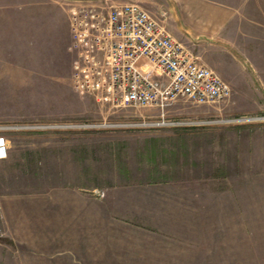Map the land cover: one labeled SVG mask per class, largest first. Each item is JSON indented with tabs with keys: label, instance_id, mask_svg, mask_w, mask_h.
<instances>
[{
	"label": "crops",
	"instance_id": "crops-1",
	"mask_svg": "<svg viewBox=\"0 0 264 264\" xmlns=\"http://www.w3.org/2000/svg\"><path fill=\"white\" fill-rule=\"evenodd\" d=\"M62 1L0 0L1 122L85 112ZM142 2L176 38L217 56L236 108L238 88H264V0ZM179 130L199 131L197 148L182 138L157 157L91 128L0 130V264H264V174L229 173L226 129Z\"/></svg>",
	"mask_w": 264,
	"mask_h": 264
},
{
	"label": "built area",
	"instance_id": "built-area-1",
	"mask_svg": "<svg viewBox=\"0 0 264 264\" xmlns=\"http://www.w3.org/2000/svg\"><path fill=\"white\" fill-rule=\"evenodd\" d=\"M63 4L69 9L76 52L73 87L90 94L97 103L114 109L154 106L164 112L179 99L200 105L230 97L231 88L221 75L201 62L163 19L142 4L110 0H64ZM151 122L106 125H160ZM6 153L5 139L0 136V157Z\"/></svg>",
	"mask_w": 264,
	"mask_h": 264
},
{
	"label": "rangeland",
	"instance_id": "rangeland-1",
	"mask_svg": "<svg viewBox=\"0 0 264 264\" xmlns=\"http://www.w3.org/2000/svg\"><path fill=\"white\" fill-rule=\"evenodd\" d=\"M126 2H138L143 5L142 0H127ZM146 5L143 6L148 9V6ZM63 6L68 9V7L64 4ZM181 41L185 43L190 49H192L196 55H198L201 62L212 67L214 70L216 65H222L221 63L215 62L217 56L208 53L206 44H196L195 46H191L185 41ZM72 88L74 90L72 94H75L81 98V100L84 102L83 107L86 106L84 110L85 112L82 114L74 115L68 118L56 116L53 119L48 118L46 120L23 119L12 122H1L2 120H0V130H3V128H8L9 126L21 127L22 129H46L50 127L62 128L60 127L61 125L69 127L70 124H81L82 126H79L81 128L85 127L101 130L103 132V137L108 138V140L117 138V143L121 144L122 146H125L123 143H128V148H132L137 152L147 150L152 152L153 155V151H155L156 156L158 153L166 152V154H169L170 151H175L180 147L179 144L182 142V138L188 141L186 143L187 145L185 143L183 144L182 142L183 148H197L198 144L196 143V139L199 135L195 134V132L199 131L193 130L195 131L193 134L182 135V131L179 130L181 128L207 129L200 131L204 132V134L213 128L226 129L231 133L232 139L231 158L228 165L229 173L264 174V88H238L239 91L246 94L239 102V105L241 106L240 109L236 108V103L228 101L230 98L219 103L200 105L179 99L177 102L165 109L164 112H162L160 108L154 106L124 109L110 108L106 104L97 103L90 94L77 91L74 87ZM232 90L233 89L231 88V92ZM60 93L67 96L70 95L67 92V88L65 87L60 88ZM58 106L59 104H56V108H59ZM163 113L164 117L162 116ZM130 121L135 123H152L151 121H159L160 125L148 124L136 125L133 127H111L106 125L107 123H126ZM180 121H184L186 124H162L163 122L179 123ZM159 129L165 130L157 131ZM121 132L126 133L127 135L119 134ZM205 136H207V134ZM114 139L112 142H114ZM243 139L246 140V156L245 159L238 161L237 154L240 150L238 149L239 147H237L238 141H242ZM130 144H134L133 147L130 146ZM165 162L167 163L166 166L173 165L172 168L169 169V173H176L174 168L176 161L174 162L171 160V158H168L165 160ZM226 168L227 166H225V169Z\"/></svg>",
	"mask_w": 264,
	"mask_h": 264
}]
</instances>
